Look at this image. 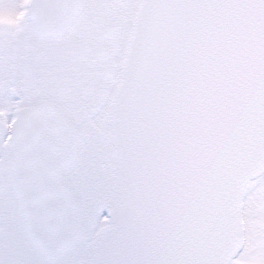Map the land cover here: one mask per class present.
I'll use <instances>...</instances> for the list:
<instances>
[{"label": "snow or ice", "instance_id": "obj_1", "mask_svg": "<svg viewBox=\"0 0 264 264\" xmlns=\"http://www.w3.org/2000/svg\"><path fill=\"white\" fill-rule=\"evenodd\" d=\"M0 264H264V0H0Z\"/></svg>", "mask_w": 264, "mask_h": 264}]
</instances>
